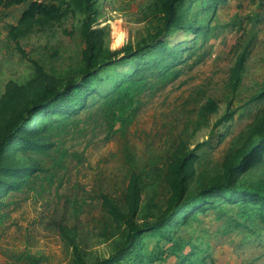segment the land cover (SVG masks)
<instances>
[{
    "label": "rangeland",
    "instance_id": "obj_1",
    "mask_svg": "<svg viewBox=\"0 0 264 264\" xmlns=\"http://www.w3.org/2000/svg\"><path fill=\"white\" fill-rule=\"evenodd\" d=\"M32 1L51 2L0 6V95L11 80L32 78L37 64L51 75H74L81 63L80 15L68 13L14 36L12 26ZM153 1L98 0L92 29H103L107 45L121 53L152 28ZM208 4L195 0L187 7L189 18L208 27L199 35L168 36L171 46L184 44L180 53L189 58L171 78L149 77L134 113L117 119L97 98L80 114L48 124L43 135L54 145L32 155L43 170L23 190L0 199V264H76L63 226L75 229L89 264L112 257L123 228L107 214L102 196L125 207L130 177L137 173L143 186L139 220L155 222L167 208V166L180 144L198 156L190 192L221 171L264 109V95L254 98L264 90V0H220L204 11ZM245 176L263 177L264 163ZM191 210L182 223L174 222L172 239L144 233L139 247L154 261L143 264H180L191 252L199 264H264V222L257 206L217 200L205 211Z\"/></svg>",
    "mask_w": 264,
    "mask_h": 264
},
{
    "label": "trees",
    "instance_id": "obj_2",
    "mask_svg": "<svg viewBox=\"0 0 264 264\" xmlns=\"http://www.w3.org/2000/svg\"><path fill=\"white\" fill-rule=\"evenodd\" d=\"M27 1L0 0V6L10 7ZM50 1H32L19 23L12 26L14 36L71 13L81 16L79 32L85 48L80 65L73 70L74 75L68 74V71L51 75L37 64L32 78L25 83L11 80L0 95V199L12 190H23L34 175L43 170L32 155L35 152L45 153L54 145L43 135L49 129L48 124L55 121L57 126L80 114L97 98L102 99L100 107L116 115L117 119L126 113H134L133 105L137 95L146 87L148 78L155 74L164 79L171 78L176 74L175 68L189 58H184L180 53L184 44L171 46L168 36L180 31L199 35L208 27L189 18L190 8L187 7L195 0H188L187 6V0H154L151 10L157 19L152 28L136 43L124 46L119 53L107 45L103 29H92L98 0ZM207 1L209 4L204 11L208 7L214 9L220 2L199 0L203 4ZM117 67L119 71L112 76ZM263 95L264 90L254 98ZM197 160L194 149L184 144H180L172 153L166 173L170 188L167 208L155 222L139 220L143 186L137 173L130 177L124 195L125 207L109 194L103 195V207L123 228V238L116 254L92 264L151 263L154 260L143 256L139 247L146 231L172 239L170 229L174 222L177 225L182 223L185 212L191 209L192 212L205 211L215 207L217 200L257 206L264 222V176L253 181L245 176L264 163V109L250 132L226 155L221 171L210 180H200L198 190L192 193L189 187ZM61 231L73 248L76 264H89L75 240V229L63 226ZM184 249L180 247L179 251ZM195 254L186 253L180 264H199L200 259Z\"/></svg>",
    "mask_w": 264,
    "mask_h": 264
},
{
    "label": "bare ground",
    "instance_id": "obj_3",
    "mask_svg": "<svg viewBox=\"0 0 264 264\" xmlns=\"http://www.w3.org/2000/svg\"><path fill=\"white\" fill-rule=\"evenodd\" d=\"M120 14V13H119Z\"/></svg>",
    "mask_w": 264,
    "mask_h": 264
}]
</instances>
